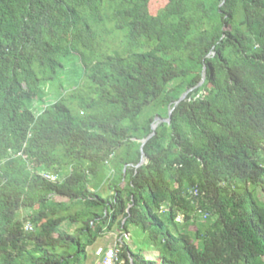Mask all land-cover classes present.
<instances>
[{
  "label": "trees",
  "instance_id": "16d2710c",
  "mask_svg": "<svg viewBox=\"0 0 264 264\" xmlns=\"http://www.w3.org/2000/svg\"><path fill=\"white\" fill-rule=\"evenodd\" d=\"M150 1L0 0V264H264V0Z\"/></svg>",
  "mask_w": 264,
  "mask_h": 264
},
{
  "label": "rangeland",
  "instance_id": "374dc122",
  "mask_svg": "<svg viewBox=\"0 0 264 264\" xmlns=\"http://www.w3.org/2000/svg\"><path fill=\"white\" fill-rule=\"evenodd\" d=\"M168 1L169 0H151L150 1L151 12L152 13L158 12V10H160L161 8H163L164 6H166L168 4ZM64 71L67 72L64 75V78L63 77L57 78L54 82H52L50 84V87H48V89H46L45 99H48V100L55 99L58 96V94L63 91V88L67 87V83H66L67 81L66 80L73 77V76L75 77L76 73L81 71V67H80V64L79 65L74 64V65L68 66V67L65 66ZM61 83H63V85ZM61 85L63 86L62 89H61ZM46 101L47 100H45V102ZM43 103L41 101L36 103L34 106V111L36 112V111L40 110V108L43 107V105H44ZM214 134L218 137V139L223 141L224 145H226V148L229 150L230 154L236 155V156L238 155V149L230 142L229 138L226 136L225 133H223V131H221L219 129H215ZM106 190H107L106 187H102L101 191L104 193L103 195L108 194V191L106 192ZM178 222L180 224L182 223V221H178ZM63 228L73 230L75 228V226L68 228L67 224H64ZM170 228L172 230L174 229V227L171 225H170ZM114 231L117 232L118 236H120L123 233L122 230L117 226H115ZM106 235L108 237L102 236V237L98 238L97 241L95 242L94 246L89 247V249L87 250L88 251L87 254L81 255L80 258L74 264H87V262H90L89 259H91V260H92V258L95 259L93 249L96 245H98V246H99V244L102 245L101 242H103V244H104L106 242V240L109 239L110 234L107 233ZM125 241H126V243L129 244V246L134 251H140L142 253V255L145 256L146 258H153V259L157 258L156 251H154L153 247L151 246V241L149 240L147 233H145L140 226H130L129 236H126ZM119 244H121V243L119 242ZM151 251H153V253Z\"/></svg>",
  "mask_w": 264,
  "mask_h": 264
},
{
  "label": "built area",
  "instance_id": "2783aa9c",
  "mask_svg": "<svg viewBox=\"0 0 264 264\" xmlns=\"http://www.w3.org/2000/svg\"><path fill=\"white\" fill-rule=\"evenodd\" d=\"M44 176L51 179V180H57L56 175H50L47 173H44ZM194 194L198 193V190L195 189L193 191ZM178 221L181 220V217L177 218ZM27 229H32L30 224H27ZM120 252V244H115L112 246H101L95 249L94 256L96 258V264H122V261L119 256Z\"/></svg>",
  "mask_w": 264,
  "mask_h": 264
},
{
  "label": "water",
  "instance_id": "95a60500",
  "mask_svg": "<svg viewBox=\"0 0 264 264\" xmlns=\"http://www.w3.org/2000/svg\"><path fill=\"white\" fill-rule=\"evenodd\" d=\"M204 79H205V67H204V72H203V77H202V81H201V83L204 81ZM191 89H192V88H191ZM191 89H189V90H187L186 92H184V93L181 95V97H180L175 103L177 104V103H179L181 100H183V99L187 96V94L189 93V91H190ZM173 109H174V107L169 111V117H168L167 119H162V118H160V117H156V118H155V121L152 123L153 133L150 134V135L148 136V138H146V139H144V140L142 141L141 150H143V146H144V144L146 143V141H147V140H148V139L154 134V131H155V129H156V127H157L159 121H161V120H167V121H170V117H171V113H172ZM145 159H146V158H145V155H144V153L142 152V158H141V162H140V164L143 163V162L145 161Z\"/></svg>",
  "mask_w": 264,
  "mask_h": 264
},
{
  "label": "crops",
  "instance_id": "0c3cea01",
  "mask_svg": "<svg viewBox=\"0 0 264 264\" xmlns=\"http://www.w3.org/2000/svg\"><path fill=\"white\" fill-rule=\"evenodd\" d=\"M109 239L108 240H106V242L103 244V242H101V244L102 245H100L99 244V246L98 245H96L95 247H94V249H93V253H94V251H95V249L96 248H98V247H100V246H112V245H115V244H119V242H120V240H121V236H118L117 235V232L116 231H111V232H109ZM104 236H106V237H108L107 235H104ZM126 236H129V232H127L126 233ZM95 244V243H94ZM94 244L93 245H91V246H94ZM91 246H89V247H91ZM89 247H88V249H89ZM87 249V250H88ZM88 252V251H87ZM152 253H153V251H151ZM89 261L90 262H87V264H96V258L94 259V258H92V260L91 259H89Z\"/></svg>",
  "mask_w": 264,
  "mask_h": 264
}]
</instances>
